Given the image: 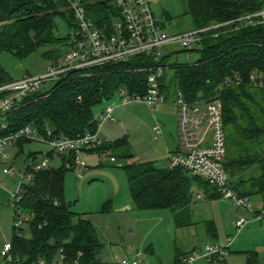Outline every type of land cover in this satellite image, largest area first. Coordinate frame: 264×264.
Masks as SVG:
<instances>
[{
	"label": "trees",
	"instance_id": "trees-1",
	"mask_svg": "<svg viewBox=\"0 0 264 264\" xmlns=\"http://www.w3.org/2000/svg\"><path fill=\"white\" fill-rule=\"evenodd\" d=\"M70 1H79L99 30L115 33L113 22L121 18L115 0H0V55L8 52L25 61L40 53L50 63L61 60L64 57L61 48L69 50L70 37L57 36L56 20L62 18L70 31L78 30ZM185 1L184 15L192 19L195 30L264 10V0ZM216 33L219 34L216 38L211 34L205 37L196 50L200 58L193 65L171 62V53L162 59L161 65L165 67L162 93L167 102L179 90L191 104L221 101L227 138L225 166L231 184L240 196L258 197L264 202V88H256L251 82L254 74L264 75V25L237 29L233 24L212 34ZM152 65L151 58L137 56L70 74L46 91L26 98L13 112L0 118V138L26 127L45 136L51 132L53 138L76 139L95 134L96 109L116 99L121 90L143 96L149 72L140 70ZM236 77L242 80L241 86L226 84V80ZM11 82L13 79L0 65V87ZM4 124L7 129L2 130ZM30 142L20 140L17 146L23 149ZM96 152H109L116 161L129 162L123 170L137 210H170L177 228L192 224L194 188L205 192L211 189L181 168H158L153 162L136 160L127 138L106 144ZM34 157L36 154L31 155ZM55 157L60 158L61 166L34 174L18 205L23 214L31 217L28 222L31 234L25 237L23 230L20 235L15 231L14 264H56L60 256H64L63 264H101L103 244L97 229L66 200L69 160L49 153L52 161ZM110 211L108 204L103 212ZM209 233L217 236L213 225ZM247 261L257 264L253 254L248 255ZM176 264H181L180 255Z\"/></svg>",
	"mask_w": 264,
	"mask_h": 264
},
{
	"label": "built area",
	"instance_id": "built-area-1",
	"mask_svg": "<svg viewBox=\"0 0 264 264\" xmlns=\"http://www.w3.org/2000/svg\"><path fill=\"white\" fill-rule=\"evenodd\" d=\"M115 5L119 9L121 18L119 22H113L115 33L110 35L97 28L79 1H70L78 30H72L69 33V50L57 63L48 65L43 74L26 76L1 86L0 118L13 112L26 98L42 92L47 85H54L70 74L108 64L122 63L137 56L149 57L153 62L149 69L140 70L149 72L147 92L142 96L129 95L126 90H121L116 99L120 100V106L133 102L144 103L150 108L164 106L167 100L162 93L161 80L165 67L161 65V62L168 55L164 53L165 49L170 46H179L184 50L192 51L194 46L200 48L208 34L216 38L219 34L212 33L230 25L235 24L237 29L264 25V10H262L234 21L212 24L203 29L171 33L154 15L148 0H115ZM251 82L256 88H264V75L254 74ZM226 84L241 86L242 80L236 77L234 80H226ZM173 105L178 113L179 144L174 152L168 153L170 165L203 180L219 197L233 202L238 209L251 215L253 220L242 217L237 221L236 227L239 231L249 224L264 222V207L254 210L251 199L240 196L231 184L230 175L225 166L227 138L221 101L214 99L191 104L185 100L183 93L179 90ZM117 106H108L101 111L98 116V131L95 134H86L76 139L53 138L51 132H47L45 136L32 127H26L18 133L0 138L2 154L6 147L17 146L20 140L38 141L51 147V151L47 154L31 158L32 161L26 172L19 176V185L14 192V228L18 231L17 234H22V225L29 222L27 215L18 208L24 197L26 186L32 182L34 174L55 167L54 160L49 158V153L68 158L66 167L70 170H78L80 173L87 170V164L81 159V155L96 152L106 145L99 140L98 134L104 123L115 121L113 114ZM5 129H7L6 124L2 125V130ZM154 132L156 140L163 136L159 126L154 128ZM106 153L109 152L101 154ZM5 158L8 159L7 156ZM111 162L117 163L115 158H111ZM16 174L14 168L4 171L5 176L14 177ZM12 249V243L4 245L0 254L3 264H14ZM225 256L224 249L217 245H210L201 252H194L183 257L181 264H195L199 260H205L208 264H224ZM63 261L64 256H60L56 264H63ZM141 263L142 254L140 253L132 260L125 259L121 262V264Z\"/></svg>",
	"mask_w": 264,
	"mask_h": 264
},
{
	"label": "rangeland",
	"instance_id": "rangeland-1",
	"mask_svg": "<svg viewBox=\"0 0 264 264\" xmlns=\"http://www.w3.org/2000/svg\"><path fill=\"white\" fill-rule=\"evenodd\" d=\"M148 1L154 15L171 33H183L194 29L192 19L188 15H184L187 11L185 0ZM167 16H170L171 19ZM56 23L58 26L57 36H69L70 30L67 23L62 18H58ZM192 49L193 51L189 52L190 50H184L179 46H170L164 50V53H171L170 61L173 63L193 65L200 58V53L196 51L200 48L194 46ZM67 51L68 49L61 48L63 56ZM50 64L42 58L40 53L32 55L25 61L18 60L8 52L0 55V65L9 73L13 81L21 80L26 76H39L46 71ZM49 88L50 85L43 91ZM172 98L169 99L166 105L153 108L141 102L120 106V100L118 99L105 103L96 109L97 114L108 106H118L113 114L115 121L104 123L98 134L99 140L109 144L127 138L136 160L153 162L158 168L168 167L170 163L166 157L169 152H174L179 144L178 113L173 105L175 98ZM161 108H164L163 111H161ZM156 126L160 127L163 134L158 140H156L154 132ZM50 151L51 147L49 145L31 141L24 144L23 149L18 146H9L4 149L3 154L0 153V254L6 243H12L16 231L14 230V192L19 185V176L26 172L29 163L32 161L31 155L42 156V154H47ZM111 158H113L111 153L103 155L97 152L84 153L81 155V159L87 164V170L81 173L78 170H70L66 177L65 194L67 202L74 205V211L77 213L88 215L87 217L97 226L103 244L102 254L100 255L101 264L109 263L107 260L110 245L107 242V237L116 238L115 230L118 231V223L116 222L118 216L114 215L113 217L109 213H104L103 209L108 207V204H111L113 208L112 201H118L116 193L121 187L130 191L128 178L123 170L129 162L118 159L117 163L113 164ZM53 165L55 167L61 166V161L57 158ZM12 168L16 170V176H5L4 171ZM192 176L189 175V177ZM1 177L6 178L1 180ZM196 193L199 194V190ZM200 194H202V191ZM259 200L258 197L251 198V206L254 210L261 205V200ZM195 207V220H207L206 217H209L212 211L218 226L220 225L218 229L216 223H212L218 230L216 242L206 230L205 237L201 239L205 243L203 250L205 246L217 245L224 249L225 261L227 262L231 256L235 255L234 264H248V255L253 254L256 257L257 264H264V222L255 225L249 224L245 229L239 231L236 227L237 221L242 217L253 220L252 216L238 209L233 202L221 197L213 203H209L205 198L196 201ZM261 207H264V205ZM27 218L31 219L28 215ZM109 218L112 221H109ZM107 226H110L111 229L108 230ZM202 227L203 225L199 227V232L203 230ZM21 230H23V236L30 237L28 223H24ZM164 241L165 237L163 236L161 242L164 243ZM236 245L241 247L244 252H236ZM230 246H232V249L228 251ZM142 254L144 258L141 264H145L146 255L144 252ZM0 264H3L1 257Z\"/></svg>",
	"mask_w": 264,
	"mask_h": 264
},
{
	"label": "crops",
	"instance_id": "crops-1",
	"mask_svg": "<svg viewBox=\"0 0 264 264\" xmlns=\"http://www.w3.org/2000/svg\"><path fill=\"white\" fill-rule=\"evenodd\" d=\"M161 109L160 110L163 111L164 108ZM100 113L101 112L98 113V116ZM57 158L60 160L59 157ZM166 159L168 161V156ZM168 167L172 166L169 165ZM5 178L6 177H1V180H5ZM197 190H199V194H195ZM201 191L203 196L200 194ZM116 194L118 201H112L113 208L111 207V211L109 212V215H113V217L114 215L118 216V220L116 221L118 223V231L115 230V235H117L116 238L107 237V242L110 245V253L108 254L109 257L107 261L110 264H120L122 260L128 258L132 260L137 254H142V252L146 255L145 264H176L178 255H180L182 259L189 254L201 252L203 250L205 243H203L201 239L205 237L206 230L207 233L215 239V242L218 239L217 227L219 229L220 225L218 226L212 211L209 217H206L208 219L205 221H197L194 219L196 213V207L194 208V206L196 205V201H201L205 198L209 203H213L219 200L220 197L214 193L212 189L205 192L199 187L194 188V198L190 207L192 224L189 227L182 228L176 227L175 217L170 210L139 211L132 200L130 191L124 190L121 187ZM260 204L261 205L257 207L258 209L264 205L263 200H261ZM81 215L90 220L97 229L96 224L87 217L88 215ZM109 221L112 220L109 218ZM213 222L217 225V227L214 226L217 230V236H212L209 233L210 226H212L209 224ZM252 224L255 225L258 223ZM201 225H203V230L199 232V227H201ZM106 228L108 230L111 229L110 226ZM163 236L165 237L164 243L161 242ZM231 249L232 246L228 248V251H231ZM235 250L236 252H244L241 247L237 245ZM143 258L144 255L142 254V259ZM234 258L235 255L231 256L229 261H225L224 264H234ZM195 264L208 263L205 260H199L195 262Z\"/></svg>",
	"mask_w": 264,
	"mask_h": 264
}]
</instances>
